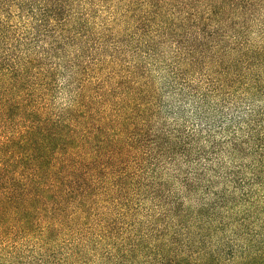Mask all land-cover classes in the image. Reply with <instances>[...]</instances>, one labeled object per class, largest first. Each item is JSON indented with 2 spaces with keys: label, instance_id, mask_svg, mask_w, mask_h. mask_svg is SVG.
I'll list each match as a JSON object with an SVG mask.
<instances>
[{
  "label": "trees",
  "instance_id": "16d2710c",
  "mask_svg": "<svg viewBox=\"0 0 264 264\" xmlns=\"http://www.w3.org/2000/svg\"><path fill=\"white\" fill-rule=\"evenodd\" d=\"M262 94L264 0H0V264H264Z\"/></svg>",
  "mask_w": 264,
  "mask_h": 264
},
{
  "label": "rangeland",
  "instance_id": "374dc122",
  "mask_svg": "<svg viewBox=\"0 0 264 264\" xmlns=\"http://www.w3.org/2000/svg\"><path fill=\"white\" fill-rule=\"evenodd\" d=\"M260 27H262V24L259 22L253 23V25L251 27V32H250L249 37H250V42L253 43L254 45H262L263 44L262 43L263 40L260 37V30H259ZM162 74H163V70L161 68H160V71L157 70L155 72V82H156L155 84L161 91H162ZM162 100L164 102H171L170 96H168L166 93L162 94ZM250 103L254 107L263 106L264 105V94L257 96V97H251ZM245 107L243 106L244 109H245ZM263 126H264V120H263Z\"/></svg>",
  "mask_w": 264,
  "mask_h": 264
}]
</instances>
